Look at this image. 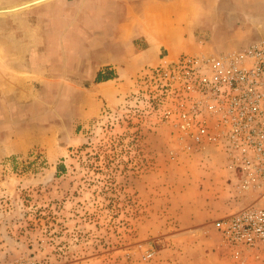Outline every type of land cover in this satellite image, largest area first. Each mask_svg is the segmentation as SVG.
<instances>
[{"label": "rangeland", "instance_id": "374dc122", "mask_svg": "<svg viewBox=\"0 0 264 264\" xmlns=\"http://www.w3.org/2000/svg\"><path fill=\"white\" fill-rule=\"evenodd\" d=\"M101 2L105 7L111 4L110 0H0V62L7 55L3 45H8L23 59L26 78L37 75L33 90H39L44 80L38 71H45V78L55 77L60 85L68 81L65 73L85 80L90 68L77 61L68 66L63 51L42 48L73 43L67 34L79 23L73 24L72 18L81 8L97 16L108 14L99 7ZM119 3L122 10L116 17L122 25L136 19L160 30L168 22L188 36L190 51L173 57L169 43H163L160 55H170L139 68L120 100L103 102L97 115L73 130L71 140H60L54 149L32 147L0 157V264L211 262L194 256L193 246L185 248L188 257L177 252L183 250L175 238L178 213L168 207L180 191L186 190L184 198H193L189 185L198 168L207 169L211 160L221 163V170L226 167L215 150L197 152L191 139L165 120L164 112L180 98L176 64L181 57H221L264 38L257 34L264 29V0H115ZM50 30L57 34L50 37ZM85 41L78 38V44ZM144 46L136 42L137 49ZM50 55L60 61L50 65ZM38 58H45L46 66H40ZM172 68L174 77L164 79L162 71ZM2 73L0 68V77ZM4 96L0 92V98ZM226 172L229 213L235 200ZM222 250L224 264H235L224 246Z\"/></svg>", "mask_w": 264, "mask_h": 264}, {"label": "crops", "instance_id": "0c3cea01", "mask_svg": "<svg viewBox=\"0 0 264 264\" xmlns=\"http://www.w3.org/2000/svg\"><path fill=\"white\" fill-rule=\"evenodd\" d=\"M110 1L111 4L106 7L103 2L99 6L102 10H109L108 14L95 16L96 13L88 12V9L83 12L81 8L72 18L73 24L79 23L67 34L70 41L73 36V43L61 44L59 48L54 44L42 48L63 51V61L68 66L73 65L72 61H77L79 65L90 68V71L86 72V79L89 80L73 79L65 73V79L68 78V81L60 85V82H54L55 77L45 78V71L37 70L39 75L42 73L44 80H39V90H33V82L38 81L36 73L35 78H26L27 70L24 69L23 59L19 54H14L8 45H3L7 55L0 62L3 72V77H0L3 87H0V92L5 95L0 98V157L23 153L32 147L54 149L61 144L60 140H71L73 130L97 115L103 102L120 100L126 89L133 85L132 77L139 68L155 65L170 53V56L175 57L190 51L188 36L186 37L177 26L171 27L167 22L162 29L154 30L143 22H134L136 19L126 26L122 25L120 17H116L120 16L121 4H115V0ZM82 6L84 7V4ZM146 8L148 11L153 9L150 5ZM93 24H96L98 29L96 34ZM51 33L57 34L50 30V37ZM257 34H264V29ZM78 38L88 41L78 44ZM136 42L137 45L145 43V46L139 50L136 48ZM165 42L169 43L170 53L161 56V45ZM52 57L49 56L50 65L60 61ZM38 60L40 66H46L45 58ZM48 74L51 75V72ZM98 74L103 78L100 81L95 80ZM215 152L218 153L223 167L226 164L225 157L219 151ZM218 163L211 160L207 169L198 168L192 185H189L193 190L192 199L184 198L183 192L186 190H183L175 199H171L172 205L170 203L168 207L170 211H174V215L178 213L179 221L174 224L177 227L175 238L183 250L177 249V252L188 257L185 248L193 246V255L196 253L201 259H211L208 264L226 263L221 255L223 246L219 233L211 224L212 220L228 213L224 190V172H227L225 167V170H221V163ZM168 244H171L170 238Z\"/></svg>", "mask_w": 264, "mask_h": 264}, {"label": "built area", "instance_id": "2783aa9c", "mask_svg": "<svg viewBox=\"0 0 264 264\" xmlns=\"http://www.w3.org/2000/svg\"><path fill=\"white\" fill-rule=\"evenodd\" d=\"M176 66L180 98L164 118L200 154L225 157L235 208L214 224L233 263L264 264V39L221 57L185 55Z\"/></svg>", "mask_w": 264, "mask_h": 264}, {"label": "trees", "instance_id": "16d2710c", "mask_svg": "<svg viewBox=\"0 0 264 264\" xmlns=\"http://www.w3.org/2000/svg\"><path fill=\"white\" fill-rule=\"evenodd\" d=\"M101 79H103V78H101V76L98 74L97 76H96V81H100Z\"/></svg>", "mask_w": 264, "mask_h": 264}, {"label": "flooded vegetation", "instance_id": "af4514ba", "mask_svg": "<svg viewBox=\"0 0 264 264\" xmlns=\"http://www.w3.org/2000/svg\"><path fill=\"white\" fill-rule=\"evenodd\" d=\"M96 16V15H95ZM96 18V17H95ZM95 22V21H94ZM94 22H92V21H90V23H94ZM262 39H264V38H262ZM260 40V39H259Z\"/></svg>", "mask_w": 264, "mask_h": 264}]
</instances>
